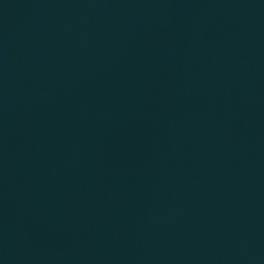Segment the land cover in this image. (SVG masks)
Here are the masks:
<instances>
[{"label":"water","instance_id":"1","mask_svg":"<svg viewBox=\"0 0 264 264\" xmlns=\"http://www.w3.org/2000/svg\"><path fill=\"white\" fill-rule=\"evenodd\" d=\"M0 264H264V0H0Z\"/></svg>","mask_w":264,"mask_h":264}]
</instances>
